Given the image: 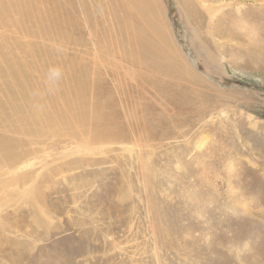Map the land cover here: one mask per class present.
<instances>
[{
	"label": "rangeland",
	"instance_id": "obj_1",
	"mask_svg": "<svg viewBox=\"0 0 264 264\" xmlns=\"http://www.w3.org/2000/svg\"><path fill=\"white\" fill-rule=\"evenodd\" d=\"M130 1L0 0V264H264V0Z\"/></svg>",
	"mask_w": 264,
	"mask_h": 264
},
{
	"label": "bare ground",
	"instance_id": "obj_2",
	"mask_svg": "<svg viewBox=\"0 0 264 264\" xmlns=\"http://www.w3.org/2000/svg\"><path fill=\"white\" fill-rule=\"evenodd\" d=\"M146 0H140V3H139V5H140V11H141V13H140V15H138V16H140V19H142V18H144V16H145V14L147 13V11H149V5L145 2ZM130 2H132V0L130 1ZM141 31H143V33H144V35L146 36V38H147V41H146V39H145V43L143 42V48H142V51L140 52V54L141 55H143V56H151V57H154L153 55H151L150 54V52L148 51V41H153V37H152V35H154V34H151L150 32H148V31H146V30H144V27L143 26H140V28H139ZM150 45V44H149ZM151 47V46H150ZM2 49V48H1ZM3 50H1L0 51V79L1 78H3V76H5L6 75V77L7 76H11V77H14V78H16L15 76H16V68H15V66L14 65H12L11 63H10V61H8L7 62V64L8 65H6V61L9 59V58H11L12 57V55H10L9 54V56L8 55H6V56H4V54L2 55V53L4 52H2ZM138 51H140V49H138ZM2 52V53H1ZM155 53V52H154ZM157 61V60H156ZM12 66V67H11ZM14 67V68H13ZM157 70V69H156ZM154 72V71H153ZM155 73V72H154ZM171 77V76H170ZM4 79V78H3ZM2 81V80H1ZM6 81H9V80H6ZM6 83V82H5ZM22 91H23V89H22ZM71 110V109H70ZM19 122V121H18ZM14 126V125H13ZM15 127V126H14ZM22 127H23V125H22ZM9 131H11V132H13V133H17L16 131H14V130H9ZM10 132V133H11ZM17 134H20V136H29V135H34V136H42V137H47V134H43V133H40V132H38V131H36L35 129H25V128H21L20 129V133H17ZM24 140V139H23ZM31 140V139H30ZM14 143H12V142H10V141H5L4 143H3V146L1 147V150H3L4 152H6L5 153V155L6 154H8V157H12V159L9 161V164H8V169H10V167H13V166H16L17 164H18V162L21 160V158L23 157L21 154H18L16 151H15V148L16 147H20V146H22V147H31V143L29 142V141H27V140H24V141H21L22 143L21 144H18V143H15V141H13ZM35 144V143H34ZM33 151H34V149H33ZM32 153V150L30 151V150H25V156H28L29 154H31ZM37 153V152H36ZM2 155H3V153H1V156H0V163H2L4 160H5V155L3 156V158H2ZM47 166V165H46ZM15 168V167H14ZM8 171V170H7ZM15 171L17 172V171H19V169L16 167V169H15ZM25 172V171H24ZM23 172V173H24ZM28 172V171H27ZM0 173H1V175L2 174H4V173H2L1 171H0ZM22 173V172H21ZM20 173V174H21ZM19 174V175H20ZM31 175V172L30 173H26V174H24L23 176H18V177H20V178H16L15 180H14V182L15 183H18V184H20V185H22V186H24V183L26 182V180L28 179V177ZM41 177H42V175H41ZM33 185V184H32ZM45 204V203H44ZM43 204V205H44ZM36 215V217L38 216V217H40L39 215V212H35L34 213V216ZM35 218V217H34ZM36 220H37V218H36ZM40 221V220H39ZM35 222V221H34ZM38 222V221H37ZM27 245V244H26ZM31 245V244H30ZM29 245V246H30ZM33 247V246H32ZM31 247V248H32ZM30 248V247H29ZM1 251V250H0Z\"/></svg>",
	"mask_w": 264,
	"mask_h": 264
},
{
	"label": "clouds",
	"instance_id": "obj_3",
	"mask_svg": "<svg viewBox=\"0 0 264 264\" xmlns=\"http://www.w3.org/2000/svg\"><path fill=\"white\" fill-rule=\"evenodd\" d=\"M63 72L59 67H52L48 69L46 74V85L49 91H52L54 87L62 79ZM250 243L248 241L233 242L225 247V251L237 261V264H241L243 255L247 252Z\"/></svg>",
	"mask_w": 264,
	"mask_h": 264
}]
</instances>
